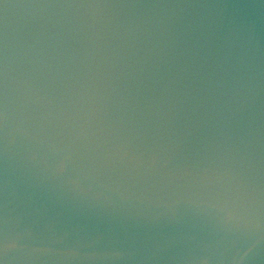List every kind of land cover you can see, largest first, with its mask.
I'll return each instance as SVG.
<instances>
[{
  "label": "water",
  "instance_id": "1",
  "mask_svg": "<svg viewBox=\"0 0 264 264\" xmlns=\"http://www.w3.org/2000/svg\"><path fill=\"white\" fill-rule=\"evenodd\" d=\"M0 264H264V0H0Z\"/></svg>",
  "mask_w": 264,
  "mask_h": 264
}]
</instances>
